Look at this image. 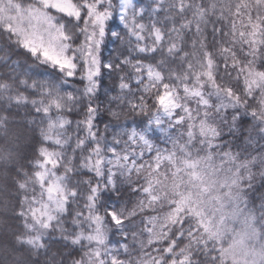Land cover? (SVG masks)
I'll return each instance as SVG.
<instances>
[{
    "label": "snow or ice",
    "instance_id": "snow-or-ice-1",
    "mask_svg": "<svg viewBox=\"0 0 264 264\" xmlns=\"http://www.w3.org/2000/svg\"><path fill=\"white\" fill-rule=\"evenodd\" d=\"M0 264H264V0H0Z\"/></svg>",
    "mask_w": 264,
    "mask_h": 264
}]
</instances>
